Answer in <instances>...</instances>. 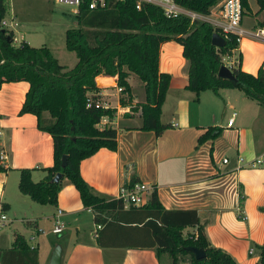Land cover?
Segmentation results:
<instances>
[{
	"label": "crops",
	"instance_id": "crops-1",
	"mask_svg": "<svg viewBox=\"0 0 264 264\" xmlns=\"http://www.w3.org/2000/svg\"><path fill=\"white\" fill-rule=\"evenodd\" d=\"M244 16L241 25L253 28L264 20V10L254 14L249 24ZM233 51L241 54L242 70L254 74L260 65L264 67V42L244 37ZM158 69L170 75L159 114L160 122L167 125L158 135L139 128V108L133 110L129 103L119 102L123 93L116 91V76L98 75L99 91L115 107L106 124L116 130V147L102 146L82 158L81 176L106 198H114L121 183L136 177L155 188L163 207L195 209L209 242L228 252L237 264H255V244L264 239V210L259 208L264 206V160L253 166L248 162L264 156V130H257L264 106L237 87H220L217 92L205 89L195 97L184 87L186 60L181 45L172 39L159 45ZM131 76L129 72L126 80L134 104L142 101L143 92H134ZM27 87L25 80L0 85V152L8 167L0 172V213L5 209L12 217L9 223L14 220L24 225L22 229L12 226L0 248L12 246L18 233L30 247H36L38 264L48 263L55 244L61 249L60 264H161L165 252L157 255L152 246L127 245L140 236L131 234L132 224L107 225L102 230L103 239L124 246L99 245L96 234L100 226H95L99 223H94L92 210L83 206L67 179L61 178L55 204L38 203L19 192L20 168L33 167L30 176L36 181L44 175L41 167L52 164L51 136L37 128L33 113H18ZM231 115L233 122L226 125ZM216 125L221 128L219 134L197 143L199 134ZM57 208L61 209L63 230L53 237L49 227ZM4 215L3 220L8 219ZM185 229L194 231L191 226Z\"/></svg>",
	"mask_w": 264,
	"mask_h": 264
},
{
	"label": "trees",
	"instance_id": "trees-1",
	"mask_svg": "<svg viewBox=\"0 0 264 264\" xmlns=\"http://www.w3.org/2000/svg\"><path fill=\"white\" fill-rule=\"evenodd\" d=\"M180 5L201 14H207L219 0H175ZM254 14L264 10V0H254ZM241 15H253L247 0H240ZM5 12L4 0H0V20ZM76 26L64 31V45L76 56L75 63L66 68L45 45L33 46L22 40L13 44L11 30L0 24V85L3 82L25 80L28 87L18 113L30 112L36 116L37 128L49 133L52 140V164L41 167L44 175L31 179L33 167L19 169L17 188L38 203L55 204L61 178L67 179L78 191L83 206L93 212L94 223H99L96 241L101 246H124L119 241H108L101 234L107 225L132 224L131 234L140 236L129 246H152L156 254L167 252L172 261L177 253L188 256V264H237L234 258L206 238L202 224L193 208H165L160 203L155 188L141 205H124L119 198H106L93 191L81 176L79 162L99 147L115 149L116 130L109 124L98 126L102 115L112 117L115 107H103L95 103L99 91V74L115 75L121 86V104L139 108V128L152 130L158 135L167 124L160 122L159 114L169 83L168 72L158 69L159 45L172 39L181 45L186 60L187 80L185 88L217 92L220 87H237L243 93L264 106V67L260 65L252 74L240 68V52L232 58L230 69L235 80L217 76L216 72L224 56L231 57L237 42L229 33L225 44L215 46L210 41L213 31H219L202 19L189 21L179 14L165 16L162 10L150 3L139 9L133 0H108L101 8L79 5L74 12ZM264 20L256 24H263ZM134 73L142 82L143 99L131 103V92L126 77ZM92 100L87 104L86 98ZM47 112V117L44 115ZM219 126H208L197 137V143L219 134ZM62 154L66 164L60 165ZM8 167L0 158V172ZM61 172L57 181H51L55 172ZM137 181L130 177L129 183ZM264 210V206L259 207ZM186 226L194 231H186ZM136 229V230H135ZM141 238V239H140ZM186 245L201 247L204 256L195 258ZM255 264H264V239L255 244ZM1 264H38L37 249L30 247L24 238L15 233L12 246L0 248ZM173 264V263H171Z\"/></svg>",
	"mask_w": 264,
	"mask_h": 264
},
{
	"label": "rangeland",
	"instance_id": "rangeland-1",
	"mask_svg": "<svg viewBox=\"0 0 264 264\" xmlns=\"http://www.w3.org/2000/svg\"><path fill=\"white\" fill-rule=\"evenodd\" d=\"M247 2L251 11L254 12L253 10L256 9L255 1L247 0ZM4 4V19L6 20V24L10 23L12 25V34L16 38V40L13 39V44H18L23 39L33 46L45 45L50 48L53 55L66 68L71 67L75 63L76 56L74 52L67 49L64 45L65 29L76 26V19L72 11L73 5L59 3L54 0H4ZM253 15L246 14L243 21L249 24L254 19ZM235 54L236 52L233 51L230 58L235 57ZM130 81L137 95L141 91L143 92L142 82L134 73H132ZM259 115L258 121L260 127L257 130H264V108H261ZM261 142L264 145V132L261 136ZM4 214H7L8 219L0 221V243L5 242V238L9 237V231L12 226L19 229L24 227L21 221L16 222L13 220L9 223L8 220L12 217L5 209ZM17 216L19 217V215ZM186 231L188 230H183V233ZM53 237H56L55 234ZM166 263L188 264V256L177 253L173 262L172 257L167 252L161 253V264Z\"/></svg>",
	"mask_w": 264,
	"mask_h": 264
},
{
	"label": "built area",
	"instance_id": "built-area-1",
	"mask_svg": "<svg viewBox=\"0 0 264 264\" xmlns=\"http://www.w3.org/2000/svg\"><path fill=\"white\" fill-rule=\"evenodd\" d=\"M59 3H66L69 5H73V12L78 10L79 5H84L87 8H101L105 7L108 4V0H54ZM134 7L139 9L143 3H150L158 6L165 16H175L179 14H184L188 16L189 21L192 22L196 19H202L209 22L213 27L217 28L223 37L228 36L229 33L234 35L235 41L238 42L244 38H250L255 41H262L264 42V23L261 25H257L253 28H245L241 25V4L240 0H219L213 6V8L209 9L207 14H201L194 10L188 9L175 0H133ZM0 24L2 27H5L8 30H13L12 25L6 24V20L4 16L0 20ZM13 39L16 38L13 36ZM226 57V58H224ZM222 58V63L227 65L230 68L232 63V58L228 56H224ZM115 88L117 92H121V86L115 84ZM97 98L95 99V103L99 104L103 107L110 106L105 98L102 96L100 91L94 93ZM92 98L88 95L86 98V103L88 104ZM111 117L107 115H102L97 123L98 126H102L106 124ZM233 122V115L228 117L226 120V125H231ZM0 158H4V154L0 152ZM238 161L242 160V157L237 158ZM264 160L261 157H257L253 160H250L248 163L250 166L255 165ZM222 161H226V157H222ZM151 187L147 184L135 181L133 183H121L116 192L115 198H119L122 200L124 205L132 204V205H141L144 203L148 197L149 192L151 191ZM61 213V209L57 208L55 214L53 215V220L50 226V232L57 234L63 230V223L59 218ZM5 219V215L0 213V221ZM99 227V224L95 225ZM41 231V228H38ZM252 250L249 249V252ZM1 264V261H0Z\"/></svg>",
	"mask_w": 264,
	"mask_h": 264
},
{
	"label": "water",
	"instance_id": "water-1",
	"mask_svg": "<svg viewBox=\"0 0 264 264\" xmlns=\"http://www.w3.org/2000/svg\"><path fill=\"white\" fill-rule=\"evenodd\" d=\"M210 41L215 46H222L225 44L224 37L217 31L212 32L210 36ZM216 74L217 76L222 78H228L232 80L236 79L231 69L223 63L219 65ZM65 164H66V154H62L60 158V165L64 166ZM60 176H61V172L57 171L53 174L50 180L57 181ZM186 249L190 250L195 258H201L204 256V251L201 247L195 245H186ZM60 252H61L60 246L58 244H55V246L51 251L50 259L47 264H60V259H59Z\"/></svg>",
	"mask_w": 264,
	"mask_h": 264
}]
</instances>
